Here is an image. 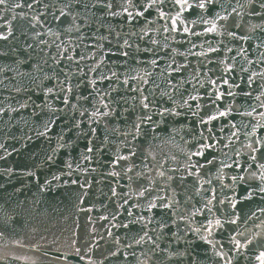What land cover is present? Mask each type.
Listing matches in <instances>:
<instances>
[{
    "label": "water",
    "instance_id": "obj_1",
    "mask_svg": "<svg viewBox=\"0 0 264 264\" xmlns=\"http://www.w3.org/2000/svg\"><path fill=\"white\" fill-rule=\"evenodd\" d=\"M0 264H264V0L0 4Z\"/></svg>",
    "mask_w": 264,
    "mask_h": 264
},
{
    "label": "snow or ice",
    "instance_id": "obj_2",
    "mask_svg": "<svg viewBox=\"0 0 264 264\" xmlns=\"http://www.w3.org/2000/svg\"><path fill=\"white\" fill-rule=\"evenodd\" d=\"M5 2V0H0V4H3Z\"/></svg>",
    "mask_w": 264,
    "mask_h": 264
}]
</instances>
